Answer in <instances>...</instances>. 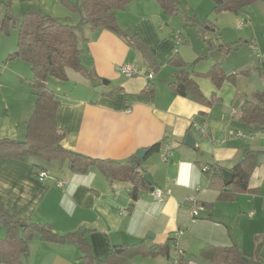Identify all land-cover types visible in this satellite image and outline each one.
<instances>
[{"label": "crops", "instance_id": "obj_1", "mask_svg": "<svg viewBox=\"0 0 264 264\" xmlns=\"http://www.w3.org/2000/svg\"><path fill=\"white\" fill-rule=\"evenodd\" d=\"M37 1L46 0H12V9L17 15L35 10L63 23L81 19L79 13L64 4L80 0H51V6H46L45 11L37 7ZM162 13L156 0H136L117 14V24L122 30L139 34L154 50L158 72L149 68L142 54L123 38L99 29L87 31L88 41L81 45L86 50L84 64L109 84L100 90L102 80L95 86L83 77L85 80L70 86L68 72L67 81L50 78L47 87L60 102L57 122L65 133L62 145L66 149L91 158L124 162L138 150H147L157 142L169 146L172 154L167 162L162 149L147 155L143 163L156 187L167 191L165 200H155L152 189L142 190L130 207L131 185L109 179L95 166L86 173L76 174L66 162L52 161L44 167L49 177L41 181L33 174L34 166L41 164V160L3 158L0 159V210L16 222L47 224L59 235H81L96 259L94 264L113 252L122 253L126 246L165 245L179 230L185 231L179 241L185 251L182 264L189 261L206 264L199 257L206 246L233 245L246 256L259 248V258L264 263V195L261 192L264 155L250 179V191L238 194L234 201L218 200L223 189L221 173L211 179L202 170L215 164L231 171L246 150L264 154V131L252 133L251 139L236 135L239 130L245 131L233 116L236 96L244 100L252 99L254 94L241 93L237 85L228 81L217 89L211 80L199 77L196 79L204 95L211 98L217 94L216 102L207 106L190 96H175L168 84L173 72L170 60L178 48L173 39L175 32L159 33L157 20L162 18ZM12 52L13 47L7 57ZM138 58L144 60L145 72H154L152 80L144 75L127 79L119 73L122 65L137 64ZM12 65H0V140L24 141L35 106L33 90L25 85L28 77L23 78L31 76V69L22 64H15V68ZM165 72L168 79L158 83L157 77ZM149 83L155 84L154 93L141 94ZM116 86L122 87L123 92L112 97L105 95ZM203 123L208 126V137H202L195 127ZM188 133L196 140L195 149L185 144ZM56 180L66 184L60 188ZM190 198L203 206L195 220L190 214ZM124 210H129L127 216L123 215ZM1 228L5 233L6 228L0 224L2 236ZM117 250L122 251L117 253ZM173 255L172 244L170 257ZM81 258L77 244L46 243L37 233L29 254L23 259L24 264H83ZM127 264H169V259L142 254L129 259Z\"/></svg>", "mask_w": 264, "mask_h": 264}, {"label": "trees", "instance_id": "obj_2", "mask_svg": "<svg viewBox=\"0 0 264 264\" xmlns=\"http://www.w3.org/2000/svg\"><path fill=\"white\" fill-rule=\"evenodd\" d=\"M136 0H80L78 3L64 2L72 11L80 14L77 25H70L55 19L50 15L38 11H26L21 15L14 13L12 0L0 1V34L9 33L11 26L18 27L17 49L10 53L8 60H22L30 65L31 78L29 86L35 96V106L30 120L27 123L26 138L18 141L10 138L0 140V159L13 158L25 161L30 157L44 162H66L72 173H86L92 166L97 167L106 177L119 180L131 185L129 196L130 207L138 200L142 190H151L144 179V159L136 154L124 162L91 158L63 147L65 133L59 128L57 113L60 102L54 92L47 87L50 78L67 81L68 70L82 74L92 84H101L93 69L85 66L86 50L81 45L88 41L87 31L104 29L123 38L133 49L139 51L144 57L149 68L158 72L155 62V52L149 48L139 34L128 33L117 24V14L127 5ZM162 11L167 15L178 13V0H156ZM264 0H212L216 13L235 12L244 10L249 5ZM86 26V28L83 27ZM210 45V40H206ZM173 67L169 89L175 96L192 97L196 102L210 106L218 100L217 94L211 98L204 95L196 78L211 80L217 89L225 82H231L220 64L213 65L205 73L190 71L188 64L180 57L179 51L170 60ZM236 86V82L233 83ZM155 91V84L149 83L141 92L151 95ZM123 92V88L116 86L105 95L112 97L115 93ZM239 101V102H238ZM238 102V103H237ZM235 120L238 121L246 132L252 134L264 131V91H258L252 99H239L237 94ZM254 128V130H253ZM184 145V142L182 143ZM164 142H157L147 148L148 156L160 152L165 147ZM262 151L246 150L241 160L232 168L234 178L231 183L224 181V168L218 165H207L203 170L211 179L218 173L222 174L223 189L218 196L220 201H234L236 196L250 191V179L261 163ZM204 168V167H203ZM45 168L35 165L33 174L38 176ZM46 171V170H45ZM129 212V210H128ZM0 224L6 228L5 236L0 235V264H24V257L30 252V244L39 234L46 243L73 242L78 245L82 253L83 264H94L96 259L91 255L88 243L77 234L59 235L52 231L47 224L16 222L6 212L0 210ZM175 236L170 238L165 245L145 246L137 244L126 246L123 252H113L98 264H127V261L137 255L149 257L161 256L171 260L170 251L175 242ZM180 246V245H179ZM181 248V246H180ZM182 249V248H181ZM183 250V249H182ZM183 253L185 251L183 250ZM206 264H264L259 258V248L253 255L246 256L237 245L225 248L206 246L199 254ZM184 255L181 257L183 263Z\"/></svg>", "mask_w": 264, "mask_h": 264}, {"label": "rangeland", "instance_id": "obj_3", "mask_svg": "<svg viewBox=\"0 0 264 264\" xmlns=\"http://www.w3.org/2000/svg\"><path fill=\"white\" fill-rule=\"evenodd\" d=\"M140 1L144 2V0ZM36 4L45 11L46 6H51V0H46L44 3L37 1ZM213 7L212 0H178L176 15H167L163 12L162 18L157 20L159 33L181 34L185 41L177 46V50L181 51L180 57L188 64L190 71L205 73L213 65L220 64L225 73L231 76L229 83L234 86L233 83L236 82L241 93L251 96L258 91H264V2L253 3L238 13L230 11L216 13ZM79 21L64 23L77 25ZM161 24L163 31L160 30ZM206 40H210L212 45ZM17 44L18 27L12 25L8 34H0V65L10 63L14 64L12 67L15 68L17 66L15 64H22L30 71L27 62L6 58L9 49L13 47L15 51ZM137 62L141 68L146 66L142 58H138ZM68 72L71 77L70 86L85 80L78 72L73 70ZM167 77L168 74L165 72L161 77L160 75L157 77V82L162 83L165 78L168 79ZM23 78L28 80L25 85H29L31 76H23ZM47 164L49 163L42 160L41 164L37 163L45 168ZM261 192L264 195V186ZM1 230L4 236L5 230L3 228Z\"/></svg>", "mask_w": 264, "mask_h": 264}, {"label": "built area", "instance_id": "obj_4", "mask_svg": "<svg viewBox=\"0 0 264 264\" xmlns=\"http://www.w3.org/2000/svg\"><path fill=\"white\" fill-rule=\"evenodd\" d=\"M162 27H163V24H161V27H160L161 30H162ZM173 39L177 46H180L184 43V39L179 32L173 33ZM176 52L178 51L176 50ZM119 73L124 78H127V79L142 76V75L146 76L147 79L149 80H152L154 78V72H145L138 64H135V63L122 65L119 68ZM235 114H236V110L233 111V116H235ZM195 127L202 137L209 136V129L206 123L195 124ZM236 135L243 139L252 138L250 133L246 131H242V130L237 131ZM163 152H164V161L167 162L169 160V156L172 154L171 148L169 146H165L163 148ZM207 169H208L207 167L203 168L204 171ZM37 177L39 180L43 181L49 177V174L47 171L44 170V171H41ZM65 184L66 182L63 180H56V185L60 188H63ZM166 193L167 191L160 187H155L152 190V195L154 199L159 202H163L165 200ZM188 205L190 208V214H191L192 220L197 219L200 216L201 211L203 210V206L199 204V202L194 198H190L188 200ZM122 213L124 216H127L128 214L127 210H124ZM184 233H185L184 230H179L175 235L176 239H175V242L173 243L174 255L171 258L169 264H181L180 263L181 257L184 255V253H183V250L179 246V241L184 235ZM187 264H198V263H196L195 261H189Z\"/></svg>", "mask_w": 264, "mask_h": 264}, {"label": "water", "instance_id": "obj_5", "mask_svg": "<svg viewBox=\"0 0 264 264\" xmlns=\"http://www.w3.org/2000/svg\"><path fill=\"white\" fill-rule=\"evenodd\" d=\"M109 84L108 80H102V86H100L98 89L102 90L103 86ZM254 130V128H253ZM185 144L187 147L191 148V149H195L196 148V140L194 139V137L192 136V134L188 133L185 139ZM136 155L140 158V159H145L148 155V150L146 149H141L138 150L136 152ZM141 170H144V167L141 168ZM223 176H224V181L229 184L232 182L234 175L232 172L228 171V170H224L223 172ZM144 179L145 181L152 186V190L156 187V183L154 181V178L152 176L151 173H145L144 174ZM122 250H117V253H120Z\"/></svg>", "mask_w": 264, "mask_h": 264}]
</instances>
